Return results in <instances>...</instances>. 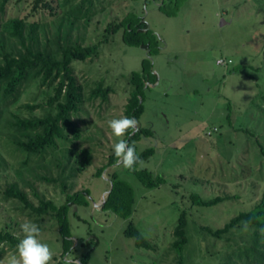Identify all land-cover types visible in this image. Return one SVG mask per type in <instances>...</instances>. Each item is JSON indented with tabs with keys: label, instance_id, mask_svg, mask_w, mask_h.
<instances>
[{
	"label": "rangeland",
	"instance_id": "374dc122",
	"mask_svg": "<svg viewBox=\"0 0 264 264\" xmlns=\"http://www.w3.org/2000/svg\"><path fill=\"white\" fill-rule=\"evenodd\" d=\"M35 1L10 0L0 22L22 19L26 33L36 23L39 46L55 51L67 30L64 11L82 0H71L66 7L60 6L63 0H41L34 9ZM128 13L146 26L148 49L127 46L122 41L123 29L103 42L105 27ZM1 31L5 49H18L17 41ZM67 39L82 47L98 44L95 57L71 63L83 91V103L72 113L79 137L73 139L68 133L55 149H47L42 157L31 156L23 166L24 155L9 143L10 113L21 118L43 116L54 85L42 86L39 79L22 84L15 103L0 116L4 163L0 168V229L20 240L22 223L38 224L41 242L53 252L51 264H64L69 253L78 264L86 255V264H222L226 255L242 247L249 230L236 228L218 240L200 233L199 228H222L239 212L249 211L264 190V0H139L137 4L91 0L88 19L74 21ZM218 60L225 65H218ZM132 73L146 80L141 91L143 112L137 121L139 128H148L151 134L137 139L135 146L137 153L153 150L136 170L160 179L150 187L118 163L96 175L114 153L118 138L107 122L125 116L134 90ZM99 85L110 93L91 98ZM24 106L39 107L30 111ZM82 149L90 151L92 162L76 174L72 168ZM67 150L72 151L70 156ZM113 172L133 191V211L127 219L95 207L111 189ZM43 176L64 181V193L58 180L47 183L40 179ZM11 183H17L34 206L38 199L33 191L59 206L66 194L86 190L66 213L68 231L63 234L68 248L63 247L55 216L48 213L36 219L17 200L4 198L3 191ZM190 195L224 200L200 207L191 203ZM182 211L187 216L189 242L178 252L170 246ZM129 224L150 248L137 247L134 238L125 236ZM14 251L15 247L0 245V264H7Z\"/></svg>",
	"mask_w": 264,
	"mask_h": 264
},
{
	"label": "trees",
	"instance_id": "16d2710c",
	"mask_svg": "<svg viewBox=\"0 0 264 264\" xmlns=\"http://www.w3.org/2000/svg\"><path fill=\"white\" fill-rule=\"evenodd\" d=\"M9 1L0 0V18L4 14L5 6ZM70 1L63 0L60 6L66 7ZM130 1L137 4L139 0ZM146 1L144 0V2ZM39 2L41 0L35 1L34 9H36ZM163 3L164 1L162 5ZM85 4H88V6L84 7ZM90 10L91 0H82L64 11L67 17V30L64 33V42H62V36H58L59 29L57 30V38H60L62 45L56 42L55 51L48 50L45 46H39L36 23L30 24L28 26L29 30L26 33V23L22 19L13 18L0 22L1 32L5 33L8 38L15 39L19 45V48L15 49V51H7L5 49L4 38L0 37V116L7 110L8 106L15 103L20 87L28 80L39 79L42 86L46 85L50 87L54 85L53 95L48 98L45 104L46 111L43 116L21 118L10 113L12 121L8 123V126L11 128L12 133L10 134L9 143L14 147L15 151L24 155L23 166L27 165L31 156L37 155L42 157L47 149H55L58 141L67 139L68 133L72 135L73 139L79 137V128L72 121V113H76L79 105L83 103V91L82 86L74 75L71 63L72 61H84L95 57L98 44L88 47L72 45L68 42L67 36L72 29L73 22L82 17L87 20ZM170 16H173V14H170ZM60 23L59 28L62 27V19ZM145 28L146 26L139 17L128 13L120 22L109 23L105 27L103 42H106L111 34L123 29L122 41L127 46L148 49L150 42L148 43L144 34ZM130 81L134 85V90L127 100L124 114L127 117L138 120L143 112L141 91L146 80L144 79V75L140 77L138 73H132ZM109 93V88L103 89L99 85L92 91L90 97L101 96L105 98ZM24 107L32 111L39 106ZM150 134L151 131L148 128L138 127L137 131L130 138H128L129 134L124 139L127 140L130 146L135 147L137 153L135 141L140 137H148ZM67 152L69 156L72 153L71 150H67ZM152 154V148H147L137 153L143 161L147 160ZM91 162L92 156L90 151L88 149L79 150L75 157V166L72 168V171L80 174L90 166ZM116 163L117 158L113 153L108 158L107 165L99 169L96 175L100 176L104 169ZM2 166H4V163L0 154V168ZM134 173L146 187L158 185L161 182L160 179L157 181L153 180L145 170H135ZM40 179L47 183L57 182L58 180L61 185V192L64 193L66 190L64 181L44 176L40 177ZM110 182L111 189L101 209L109 211L120 218L127 219L133 211L134 198L132 188L125 181L119 179L115 172L110 175ZM85 191L66 194L65 203L59 206L50 200H45L38 196L35 191H33V195L38 199V205H32L25 192L17 183L9 184L3 191V196L5 199L17 200L22 204L23 209L28 210V214L35 216L36 219H40V217L48 213L55 216L58 219L59 233L63 235V247L68 248V241L65 239L66 235L63 234L68 231L66 213L72 205L80 202L81 195L86 194ZM190 199L194 206L200 207H211L224 200L221 197L202 200L196 195H190ZM242 227L249 230L247 240H245L247 243L244 241L241 245L242 247L239 246L234 253L226 255L222 260V264H264V190L259 201L249 211L239 212L222 228L213 230L210 227L202 226L199 228V232L221 240L234 229ZM124 234L128 238H134L137 247L150 248V245L132 224L127 226ZM172 235L173 242L170 246L171 249L181 252L189 242L185 211L180 213ZM18 242L19 240L10 231L0 229V245L7 244L10 247H15ZM87 258L88 255L80 260V264H86ZM179 264L182 263L179 261Z\"/></svg>",
	"mask_w": 264,
	"mask_h": 264
},
{
	"label": "clouds",
	"instance_id": "9594fccd",
	"mask_svg": "<svg viewBox=\"0 0 264 264\" xmlns=\"http://www.w3.org/2000/svg\"><path fill=\"white\" fill-rule=\"evenodd\" d=\"M108 127L118 141L113 145V152L117 163L123 168L135 171L137 165L143 167L144 161L137 155L135 147L130 146L124 137L134 134L138 129V121L135 118L122 116L111 119ZM22 238L15 246V251L8 257L7 264H51L53 252L49 245L40 240V227L38 224L28 220L20 225ZM64 264H78L72 254H66Z\"/></svg>",
	"mask_w": 264,
	"mask_h": 264
},
{
	"label": "water",
	"instance_id": "95a60500",
	"mask_svg": "<svg viewBox=\"0 0 264 264\" xmlns=\"http://www.w3.org/2000/svg\"><path fill=\"white\" fill-rule=\"evenodd\" d=\"M132 135L133 134H130L128 136V138H130ZM110 188H111V183H110ZM109 192H110V190L105 194V196H107L109 194ZM105 196H104L103 200L100 203H98V204L95 205V207H98V206H101L102 207V205L104 204V201H105Z\"/></svg>",
	"mask_w": 264,
	"mask_h": 264
},
{
	"label": "built area",
	"instance_id": "2783aa9c",
	"mask_svg": "<svg viewBox=\"0 0 264 264\" xmlns=\"http://www.w3.org/2000/svg\"><path fill=\"white\" fill-rule=\"evenodd\" d=\"M218 65H225L224 61L223 60H218L216 62ZM228 63H230V61H228Z\"/></svg>",
	"mask_w": 264,
	"mask_h": 264
}]
</instances>
